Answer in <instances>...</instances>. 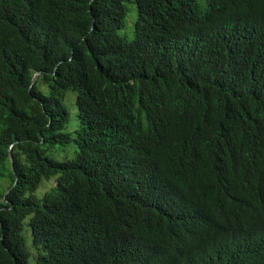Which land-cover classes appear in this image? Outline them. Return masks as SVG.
I'll return each mask as SVG.
<instances>
[{
    "label": "trees",
    "instance_id": "16d2710c",
    "mask_svg": "<svg viewBox=\"0 0 264 264\" xmlns=\"http://www.w3.org/2000/svg\"><path fill=\"white\" fill-rule=\"evenodd\" d=\"M0 175V264H264V0H0Z\"/></svg>",
    "mask_w": 264,
    "mask_h": 264
},
{
    "label": "rangeland",
    "instance_id": "374dc122",
    "mask_svg": "<svg viewBox=\"0 0 264 264\" xmlns=\"http://www.w3.org/2000/svg\"><path fill=\"white\" fill-rule=\"evenodd\" d=\"M128 14L125 20L124 28L121 31V36L126 37L129 41H133L135 39L134 33V21L137 18V6L135 4H127ZM77 94L71 93L67 96V105L71 112V121L68 126V131L74 132L80 128L81 123L79 119V108L77 104ZM77 146L76 144H71L68 146H63L58 148L53 156L59 161H70L76 157ZM7 179L5 176L0 175V190L6 191L8 189ZM57 186V183L55 184ZM46 191H49L52 186L46 185L43 187ZM32 227L30 226V221L26 223L24 234L28 237L29 249L31 252V264H38L39 261V251L34 247L32 242Z\"/></svg>",
    "mask_w": 264,
    "mask_h": 264
},
{
    "label": "water",
    "instance_id": "95a60500",
    "mask_svg": "<svg viewBox=\"0 0 264 264\" xmlns=\"http://www.w3.org/2000/svg\"><path fill=\"white\" fill-rule=\"evenodd\" d=\"M41 75V72H39L37 75H36V77L34 78V81H33V86L35 85V83H36V81L38 80V78H39V76ZM12 149H10V155H11V160H12V162H13V154H12V151H11ZM14 164V163H13ZM13 168H14V171H15V167H14V165H13ZM18 180H19V177L17 176V182H18ZM13 190V188L12 189H10L7 193H6V196L11 192ZM5 196V197H6ZM7 201V200H6Z\"/></svg>",
    "mask_w": 264,
    "mask_h": 264
},
{
    "label": "clouds",
    "instance_id": "9594fccd",
    "mask_svg": "<svg viewBox=\"0 0 264 264\" xmlns=\"http://www.w3.org/2000/svg\"><path fill=\"white\" fill-rule=\"evenodd\" d=\"M17 183V182H16Z\"/></svg>",
    "mask_w": 264,
    "mask_h": 264
}]
</instances>
